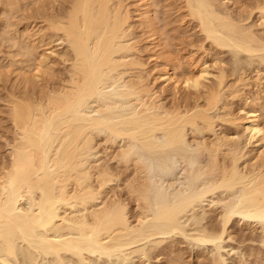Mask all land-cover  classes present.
<instances>
[{
    "label": "bare ground",
    "instance_id": "1",
    "mask_svg": "<svg viewBox=\"0 0 264 264\" xmlns=\"http://www.w3.org/2000/svg\"><path fill=\"white\" fill-rule=\"evenodd\" d=\"M19 1L8 3L6 0L1 4L11 5ZM53 1L54 5L60 2L63 6L61 0ZM139 1V7L135 8L136 17L141 19L145 30L154 32L153 36L157 37L151 4L149 0ZM62 2L66 4L62 10L51 11L55 8L51 9L50 5L47 14L43 11L48 5L43 6V13H40L42 5L39 7L40 16L42 14L41 18L45 20L41 21L44 26L40 25L38 32L30 34L29 29L30 33H27L29 24L25 22L26 34L22 36L26 40L22 41L31 44H28L30 47L26 45V48L24 45L22 50L26 53L23 51L21 55H30V58L26 56L23 59L20 55L22 59H13L18 66L27 64L23 70L27 67L28 71L23 72L20 66V70L12 69L16 75L19 71L23 72V77L19 74L22 78L20 83L24 86L20 88L22 91L12 94L8 100V134L6 132V135L0 136L4 141V145L0 146V258H16V243L21 240L46 256L62 260V254H70L81 259L85 254L102 255L112 248L120 249L150 236L166 234L167 230H177L180 227L178 216L192 203L194 197H180L179 205L172 207L164 191L151 187L150 175L159 174L162 178L171 176L174 171L172 166L178 158H183L191 166V171L195 169L196 174L190 176L191 181L198 184V176L199 179L203 176L204 188L209 186L211 191L224 189L231 194L233 192V196L235 193L238 195L233 200L238 199L239 205L236 206L235 202L232 204V201L231 206L227 204L218 214L221 225L211 227L205 237L197 236L200 237L196 238L197 241L208 238L206 240L211 244L222 239L225 234L230 237L232 233L228 225L237 214L244 217L245 221L257 220L264 226V160L260 164L251 161L243 165L244 147L239 140L215 128L216 120L231 125L238 123L232 117L227 100L239 98L243 92L240 88L247 86L245 74L237 82L227 83L234 74L228 75L225 68L219 65L221 69L215 75L218 83L215 88L208 87L209 90H206L203 80L210 75L207 68H199L196 73L186 72L180 81L173 77L172 67L167 63L165 72L160 75L164 86L174 89L175 96L180 89L183 92H195L189 102L168 107L159 99L157 91L146 84L141 64L132 58V52L138 51L133 37L134 25L130 22L133 11L130 12L124 0ZM215 3L214 0H186L189 15L198 22L206 39L216 48L220 47V50L232 47L252 59L259 57V64H263L264 39L256 37L253 30L239 26L230 16L220 15L215 10ZM4 4L5 10L11 9ZM262 11L264 7L259 9V12ZM30 13L28 17L32 18ZM4 18H1L2 22ZM23 22L18 21L19 24ZM36 22L33 20L37 25ZM261 26L259 29L264 30V20ZM13 27L7 29L12 28L13 31ZM4 33H0V36ZM8 33L0 40L8 37ZM13 33L17 35L16 31ZM36 36L41 44L55 38L61 43L58 44L67 46L65 52L59 53L63 58L64 72H60L63 73L56 77L57 80L54 77L55 64L51 66L53 61L46 60L48 56L44 52H40L41 55L36 53L38 43L36 38L33 39ZM17 43L12 35L7 43L10 46L7 47H14ZM154 43L160 46V38L157 37ZM18 49L12 51L13 56H19ZM56 52L52 56L55 54L56 57ZM12 54H9V58H12ZM61 56H58V60ZM58 60L55 59L56 62ZM4 67L9 68L7 65ZM1 68L0 65V78ZM256 70L258 82L261 80V69ZM37 80L41 83L38 84ZM114 86L116 92L107 93L106 89ZM262 92L264 94V90ZM128 107L131 109L129 113L126 112ZM217 110L222 111L219 116L214 115ZM258 110L255 106L247 111L250 126L245 129L253 133V137L260 134L264 137V122L262 124L259 121ZM240 127H243L242 122L235 124V128ZM121 137L127 138L125 144L114 147L115 141ZM138 138L140 142H145L144 147L149 152L134 150L139 147L134 141ZM95 155H98L96 160ZM102 157L114 161L118 170H131L123 181L125 195L136 205L137 212L132 217L125 200L116 195L110 196L114 191L108 190V187L113 182L121 181L122 175L114 167L112 169L107 160L100 163ZM153 168L157 169V173H153ZM209 187L207 192H211ZM154 202L156 210H153ZM151 213L155 216V227L145 224ZM27 256L31 257L30 250ZM6 259L1 260L2 264H9Z\"/></svg>",
    "mask_w": 264,
    "mask_h": 264
},
{
    "label": "rangeland",
    "instance_id": "2",
    "mask_svg": "<svg viewBox=\"0 0 264 264\" xmlns=\"http://www.w3.org/2000/svg\"><path fill=\"white\" fill-rule=\"evenodd\" d=\"M4 1L0 0V33L2 35V33L5 31L3 36L4 35L7 36V33L8 32L9 33H8V37H5L3 41H1L2 40L1 37L3 36H0L1 38L0 40V65L2 66V68L4 67V65L5 66L7 65V67L9 68L7 69L5 67H4L5 69L1 68L3 70L2 73L3 72L4 73L3 74L1 73L2 77L0 78V136L8 134L7 127L9 123H8L7 115L9 113L8 111L10 109V105H8L7 103H9L11 99L10 96L16 93L17 91L23 90V89L20 90V88H23L24 86V84L20 83L22 82V78L20 74H22L26 70L28 71L27 67H26V70L25 68L23 70V67L27 66V64L23 65L25 63H22V67L20 66V64L19 66L21 67V70L23 72L21 71L22 72L21 73L19 71L16 75V72L14 71L15 75L13 74L14 69L16 70L17 68L18 70H20L18 63L16 64L15 63L16 60H13V59H15L16 57V59L19 60L22 57L21 54L23 53V51L24 53H26L25 50H22L24 45L26 48V45L27 47H30V45L28 46V44H31L29 43L28 40H27L28 44L26 41H25L26 43L22 41L23 39L26 40L24 37L26 34L27 27L25 26L29 24L27 25L28 26L27 33H30L29 29H31L30 34L32 33L34 34L35 31L38 32V29H40L41 26L42 27L44 26V25H41V21L43 22V20L45 19L42 20L41 18V16H43L42 14L40 16V13L43 11V8L47 7L48 5L46 10L43 11L45 12V14H47L46 12L49 13L48 8H50L49 7L50 5H51V9H53V7L55 8L51 10L54 12L56 10L59 11V9L61 8L63 9L64 8L63 6L66 5L64 4L65 2H62L63 0H61V4L63 6L60 5V2H56L57 4L54 5L55 2L53 0L52 1L51 0L50 1L49 0H40V1L39 0L37 1L26 0L27 2L25 0L24 1L16 0L19 2L11 4L15 6V9H13L14 6L12 7L10 4H8L12 0L11 1L7 0L8 6L4 4L5 3ZM33 1H35V5L32 4ZM38 1H39V5L37 4ZM41 1L44 4H42ZM214 1L216 2L215 7H217L215 8L216 12L219 11L218 13L220 15L224 14L223 16H230L232 20L234 19L233 20L234 22L235 21L238 22L237 24L239 26L243 27L244 29L253 30L252 32L254 33L256 37L264 39V32H263L264 30L262 28L259 29V27H262L261 26L262 20H264L263 19L264 12L263 11L259 12V9L260 8L262 9L264 7V0H214ZM2 2H4L3 4L6 5L8 9L9 7H11V9L9 10L12 11L11 12L12 14H10L9 10H5L6 8L3 7V4H1ZM52 2H53V5H52ZM124 2L128 6V9L130 10V12L132 13L133 11L132 13L133 18L130 20V22L133 23L134 25L133 37L135 38L138 51L135 53L132 52V58H135L137 61H139V64H141L142 66L141 72H142L143 78L145 79L144 81L146 82L148 86L150 85L155 91H157L159 95V99L163 101L164 104L166 103L165 104L166 106L168 105V107L169 106L172 107L175 104L176 105H180L183 103L185 104V102H189L190 99H192L193 95L195 94L194 90L183 92L181 91L182 89H180L179 94H176L175 96L174 89L164 86V81L162 77L160 78V75L162 76L163 73L165 72V69L167 68L166 67L167 63L170 64L171 67L173 68V69L170 68L172 72L171 74L173 75V77L176 78V80H180V81L182 77H184V73L186 72L195 71L194 73H196L199 68H207L210 75H207L206 79L203 80L204 81L203 83L206 85V88H207L206 90L213 89L212 87L215 88V84L218 83L215 75L219 73L221 66L223 67V69L225 68V72L228 75L234 74L233 76L229 77V80H227V83L228 82L230 83L233 81L237 82L238 78H240L241 76H243V74H245L244 77L248 79V81H246L247 86L246 87L242 86L244 89L240 88L241 90H243V92L241 91V95L239 96V98L227 100V102H229L228 103L229 108L232 111L231 112L232 117L234 116L235 122H238V123H234V125H231L229 123L224 124V122H222L221 120H216L217 125L215 128L217 131L219 132L225 131L228 133V135H230V137L232 138L235 137L236 140L237 139L239 140L242 148L244 147L243 148L244 155L241 160V163L243 165L246 162H251V161H252L251 163L253 162L259 163V164L262 163L263 162L262 160H264V137L261 134L253 137L252 136L253 133H251L250 131H246L245 129L250 126V120H249L247 111H250L252 107L254 108L256 106L257 109H259L258 110L259 121H261L262 124L264 122V94L262 92V90H264V63L259 64L261 63V61L258 62L260 58L253 57L252 59L251 57H247L245 53L243 54V53H239L235 51V49L233 50L232 47L230 48L226 47V48H223L222 50H220L221 49L220 47L216 48V46H214L210 40L206 39L205 34L201 32L198 22L192 19L191 16L189 15L188 8L186 7V0H149V4H151L150 8L153 10L155 28L158 31L156 32L157 33L156 35L158 38H160V46H155L154 40L157 37L153 36L154 32L151 33L148 30H145V26L143 27V23L141 19L136 17L138 15L136 13V9H137L136 7L140 4L139 3L140 1L139 0H133V1L124 0ZM16 4L19 6H17ZM22 5H24L23 6L24 11L21 8ZM41 5H42V8H41ZM223 5L225 7H223ZM39 7L41 8L40 13H39ZM17 8L18 9L21 8V9L18 10ZM36 8H38V10H36ZM32 9L35 12L32 13L33 11ZM29 13L31 16L32 15L34 16V17L32 16L33 19L28 17ZM261 13L263 14L262 15L263 17L261 16ZM5 15L6 17H8V19H6ZM9 15H11L10 18H9ZM1 18H4V20L2 19L3 22L1 21ZM14 19L17 21H15ZM22 19L24 20V22L22 21ZM28 19H31V20H28ZM13 20H14V23H13ZM33 20H34V23L37 20L36 22L37 25L33 23ZM18 21L19 23L23 22V24H19ZM26 21L27 23L25 25ZM9 22H11L12 24ZM6 24H7V27H6ZM1 25L2 26L4 25V26L2 27ZM13 25L14 27L17 26L15 30H14ZM20 25H23L24 27ZM18 26H19V29H18ZM10 27H13V31H16L17 35H14L15 33H13L12 28L9 30L7 29ZM3 28H6L7 30ZM17 30L18 31L20 30L19 34ZM10 31L12 34H10ZM21 31L22 32L24 31V32L22 33ZM20 32H21V35H20ZM23 34H24V37L22 36ZM12 35H13V38H15V41L18 43H20V37H22L21 43H20L21 45L20 44L18 45L17 43L14 47H7V46H10L11 44V42L9 45L7 43H8V40L11 39ZM9 36L11 37L9 38ZM17 36L18 38L16 39ZM35 38H36V42L38 43V39H37L38 36L34 37L33 39L35 40ZM51 42L52 44H50ZM43 43L42 44L38 43V45L35 43V45H37L36 53L39 52L38 54L41 55V53L44 52L47 54L49 58V55H50L49 52L50 51L52 52V54L50 55V58L53 57V60H51L52 58L51 59L47 58L46 60L53 61L51 62L52 67H53L52 64H55L54 65V69H55L54 77H55V80H57L56 77L58 78L64 72L62 68L64 67V64H63L64 62H63L62 56L60 55L62 53L60 52H65L67 50V49L65 50L66 45L64 44L60 45L61 43L59 41H55V38L52 41H47ZM39 44H41L40 45L41 48L39 47ZM47 45H48V48H47ZM18 47L22 51L18 49ZM10 48L12 49L10 50ZM16 49H18L17 54L19 56H13L12 54L16 51ZM13 50L14 52H12ZM54 51H57L56 53H58V55L56 54V57H55V54L54 56H52ZM44 53L43 55H46ZM9 54H12V58L10 57L12 59V64H11V60H9L10 59ZM26 56L27 55L23 56L22 58L25 59L24 57ZM58 56H61L60 58L61 60L60 59L58 60L59 58ZM26 58H30V55H28ZM129 58H131V56H129ZM55 59L58 60L59 62L58 61L56 62ZM13 62H14V65H13ZM7 63H10L9 65L14 66V68L12 66H9ZM68 64H66V66H68ZM183 64L185 65V67ZM15 65L17 66L15 67ZM57 69H58V72L56 71ZM256 69H259V70L261 69L260 71L262 73V74L260 73L261 80L258 82H257V79H258L257 75L255 74L256 73L255 71H257ZM62 70L63 72L60 73ZM11 71L13 73H11ZM23 76L24 74H22V77ZM18 81H19V84H18ZM37 81H38V84L41 83L39 82V80ZM166 85L168 86V84ZM114 87H115V90H114ZM114 87H112L113 90L111 87L107 88L109 89V90L106 89V91H108L107 93H109L110 91L116 92L117 88L116 86ZM128 110H129V107L126 110V112H128ZM221 112L222 111L217 110L214 113V115L219 116ZM241 122L243 124V127L235 128V124L239 125ZM138 139L139 140L135 139L134 141L136 143V147L139 146L138 147L139 150L138 149H134V150L137 152H146L147 150L144 147L145 142L143 141L140 142L141 139L140 138ZM1 141L2 139H0V146L4 145L3 144L4 141L2 142ZM126 141H127V138H124V137L118 138L115 141V145L117 146L114 145V147L118 148L119 146L125 144ZM130 141L131 143L135 144L134 141L132 140ZM128 143H129V140H128ZM133 144H130V145L133 146ZM96 156L98 158V155H95V160L97 159ZM105 160L108 161V164H110L112 169L113 167L114 168L116 167L114 164L115 162L109 161L107 157L106 158L102 157V161L100 163L102 164L105 163ZM172 167L174 168V171L172 175L169 176L170 178L169 177L162 178L159 174L157 175L151 174L150 175L151 176L150 185H153L151 187L153 189L155 188L154 190L159 189L162 192L164 191L165 194L170 199V203L172 207H176L177 205H179L180 202L178 201V199L180 197H181L180 199H184V198L187 199L186 197L189 198L192 196L194 197V199H192V203H190L187 206V208L182 213H180V217L178 216L177 221H178V226L180 227H177L178 228L177 230L175 231L167 230L166 234L150 236L137 243L126 244L120 249L117 248L118 250L116 248H112L111 249L112 251L109 250L108 252L109 254L105 253V254L100 255L98 253L97 254L95 253L94 255L91 254V256L88 254H85L83 255L85 259H83L82 256L80 259V257H76L73 255L70 256V254H66V255L62 254L61 255L62 260L58 258L56 259V257L54 256H49V255L46 256L45 254L40 253L39 250L30 247L28 242L21 240L16 243L17 244L16 258L10 257V259L7 260L6 257H1L0 264H2L1 262L2 259H6L7 262H9V264H264V229H263L264 226H263V223H259V221L257 220H252V221L246 220L247 221L246 222L244 217H241V215L237 214L231 218V221L228 225V229L230 233H232L230 237L225 234L222 237V239H220L219 241L217 240L218 243L213 242L214 245L212 242L211 244L207 242L208 240L206 239L208 238H205L204 241L196 240V238L199 239L200 237L202 238L203 236L205 237L206 235H208V232L210 231L211 227L214 228L215 226L219 227L221 225V221H220L221 219H220V216H218L219 211L222 212V209L223 208L225 209L227 204L230 205L231 201H232V204H234L233 202H235V204L237 203L236 206H238L239 205L238 199L237 201L233 200L235 196H237L235 198H238V195H236L235 193L234 194L235 196H233V192L231 194L230 191L229 193L227 190L224 191V189L221 190L218 188V189L211 191L212 189L209 186H206V188H204L205 185L202 184L203 176H201L202 179H199V176H198V182H199L198 184L196 181H191L190 176L196 174V172L194 171L195 169L191 171V166L187 162H185L183 158H180V159L178 158V161L175 162V165ZM114 170H116L117 172L119 171V173L122 175L121 177L122 180L119 181L118 183L113 182L110 184V186L108 187V190L110 188V191L112 189H113L112 191H114V194L112 193L110 194V196L116 195V197H120L121 199L125 200L126 204L128 205L129 215L133 216L135 212H137L136 205L132 201V199H130L127 195H125L127 193H126L125 186H124L125 185L124 181H125V178H127V173L129 175L131 173V170H128V171L127 169L118 170L117 168H115ZM191 182L193 183L192 185L190 184ZM208 187L210 188L209 191L211 192H207ZM156 209H157V205L154 202L153 210H156ZM154 218H155L154 215L150 216L146 220L147 222L145 221V224L155 227L156 220H154ZM131 220L133 221V219ZM246 224H249L250 226L246 227ZM200 233H205V234H200ZM197 236H200V237H197ZM29 250L31 252L30 258L27 256V251Z\"/></svg>",
    "mask_w": 264,
    "mask_h": 264
},
{
    "label": "water",
    "instance_id": "3",
    "mask_svg": "<svg viewBox=\"0 0 264 264\" xmlns=\"http://www.w3.org/2000/svg\"><path fill=\"white\" fill-rule=\"evenodd\" d=\"M153 173H157V169L156 168H153ZM155 175H157V174H155ZM191 185L193 184L192 182L190 183Z\"/></svg>",
    "mask_w": 264,
    "mask_h": 264
}]
</instances>
